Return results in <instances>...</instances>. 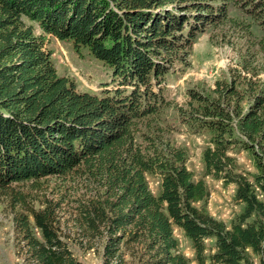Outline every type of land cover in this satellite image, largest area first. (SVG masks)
Segmentation results:
<instances>
[{"label":"trees","instance_id":"1","mask_svg":"<svg viewBox=\"0 0 264 264\" xmlns=\"http://www.w3.org/2000/svg\"><path fill=\"white\" fill-rule=\"evenodd\" d=\"M232 5L264 28V0H0V195L22 203L15 222L27 264H85L61 229L60 202L38 207L12 186L71 172L93 193L78 241L103 264H190L176 227L198 264H257L254 255L264 264V85L237 74L208 92L190 87V106L179 107L209 131L206 173L236 184L244 207L230 226L206 208L209 186L188 168L186 149L164 143L155 122L174 60ZM48 33L87 48L117 85L78 89L59 73ZM233 148L249 150L258 171L240 169ZM148 173L160 178L157 193Z\"/></svg>","mask_w":264,"mask_h":264},{"label":"rangeland","instance_id":"2","mask_svg":"<svg viewBox=\"0 0 264 264\" xmlns=\"http://www.w3.org/2000/svg\"><path fill=\"white\" fill-rule=\"evenodd\" d=\"M231 8L229 17L209 23L197 34L185 58L174 60L162 90L166 102L155 119L164 127L163 130L160 127L164 143L168 141L186 149L188 168L193 171L195 178H204L209 186L206 208L227 226L242 211L244 203L235 198V183H226L206 173L203 148L208 143L209 131L205 128L197 130L186 123L179 115V107L190 106V87L208 92L218 79L229 80L241 74L253 77L257 84L264 85V28L239 6L232 5ZM46 40L59 73L72 78L78 89L102 94L106 92L104 90L117 85L110 66L96 58L87 48L78 50L72 40L60 39L51 33L46 35ZM231 153L236 157L240 169L258 171L249 150L233 148ZM148 180L152 191L157 193L159 176L148 173ZM12 186L24 191L27 200L38 207L43 206L46 200L59 201L61 229L69 235L75 253L85 264H103L101 253L87 248L88 239L79 243L88 226L83 220L81 207L88 203V196L93 194L88 187V178L71 172L15 182ZM12 198L11 193L0 195V264H27L24 255L19 252L21 240L15 222V214L22 209V203ZM174 234L179 239V248L190 258V264H198L191 240L184 231L176 227ZM126 258L130 256L127 254ZM254 260L258 264V256L254 255Z\"/></svg>","mask_w":264,"mask_h":264}]
</instances>
